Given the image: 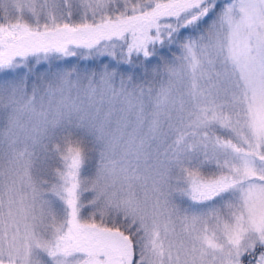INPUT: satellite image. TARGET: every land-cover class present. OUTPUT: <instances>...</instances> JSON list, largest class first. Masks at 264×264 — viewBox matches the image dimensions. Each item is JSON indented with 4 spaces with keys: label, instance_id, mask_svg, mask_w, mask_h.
<instances>
[{
    "label": "snow or ice",
    "instance_id": "6c2138e0",
    "mask_svg": "<svg viewBox=\"0 0 264 264\" xmlns=\"http://www.w3.org/2000/svg\"><path fill=\"white\" fill-rule=\"evenodd\" d=\"M0 264H264V0H0Z\"/></svg>",
    "mask_w": 264,
    "mask_h": 264
}]
</instances>
